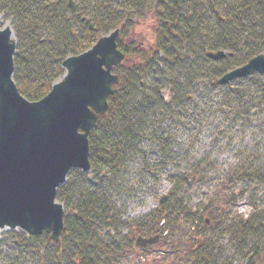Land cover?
I'll return each mask as SVG.
<instances>
[{
  "label": "trees",
  "instance_id": "1",
  "mask_svg": "<svg viewBox=\"0 0 264 264\" xmlns=\"http://www.w3.org/2000/svg\"><path fill=\"white\" fill-rule=\"evenodd\" d=\"M78 1L76 12L70 9L69 0L0 2V15L10 21L17 42L14 81L31 102L46 97L53 84L63 78L62 64L68 57L81 55L117 29L118 48L126 56L113 71L120 78L116 94L110 97L107 113L89 136L91 171L72 170L67 183L57 191L56 201L65 208L60 240L53 241L47 233L34 237L10 233L0 242V260L7 264H27L25 260L29 264H118L127 251L136 249L138 237L162 235V239L173 240L180 233L178 222L182 218L197 231L191 250H186V264H220L223 259L219 254L223 252L203 235L204 216L184 207L183 200L176 199L169 205L166 201L144 219L132 222L131 239L124 241L119 235L128 223L120 219L109 193L118 196L125 192L127 185L121 175L132 162L139 160L146 165V142L169 155L171 125L179 118L187 121L192 117L188 109L174 108L178 102H189L188 95L197 90L195 83L207 80L221 85L226 73L264 54V0H164L154 8L146 0ZM150 12L156 18V41L144 55L142 49L130 48L124 37L137 18ZM83 18L92 20L93 30ZM219 51L231 54L235 63L208 58L209 53ZM136 54L143 56L139 64L131 61ZM236 56L242 58L240 64ZM206 67L214 70L204 75ZM260 78L255 74L246 80L259 86ZM151 82L156 86L149 85ZM164 87L172 88L176 95L169 106L160 97ZM242 98L238 92V104ZM147 173L154 178L152 169ZM217 217L212 221L217 223L218 232L222 229V235L233 237L238 247L243 246L239 247L240 255L249 250L242 241L254 235L258 216L236 224L222 217L229 225ZM259 218L263 219L264 213ZM162 222H166L167 230L159 228ZM106 230L117 235L103 236ZM165 231L168 237L163 236ZM5 248L9 258L2 253ZM176 251L179 258L185 256L181 250Z\"/></svg>",
  "mask_w": 264,
  "mask_h": 264
},
{
  "label": "rangeland",
  "instance_id": "2",
  "mask_svg": "<svg viewBox=\"0 0 264 264\" xmlns=\"http://www.w3.org/2000/svg\"><path fill=\"white\" fill-rule=\"evenodd\" d=\"M146 1L150 8H154L164 0ZM75 4L78 8L79 1L76 0ZM135 22L133 29L125 33V42L130 48L142 49L146 55L156 41V18L150 12ZM0 24L12 28L3 15H0ZM225 53L222 63H235L232 55ZM142 58L136 54L131 61L139 64ZM237 59L238 64L243 61L239 56L235 57ZM206 68L204 75L214 70ZM259 81V86L246 79L234 81L226 87L210 84L207 80L195 83L197 90L188 95L189 102L176 104L174 110L186 108L192 117L187 121L179 118L171 125L169 155L161 154L154 150L155 144L146 142V165L139 160L132 162L121 175L127 185L125 192H119L118 196L109 193L120 211V219L128 223L122 227L120 240H130L131 223L158 210L164 204L160 203L161 197L167 195L165 205L181 199L183 206L192 213L204 216L203 235L216 243L213 244L215 249L223 252L219 254L223 259L220 264H264V232L261 228L264 227V218H259L264 213V75ZM149 85L156 86L152 82ZM164 89L167 88L161 90ZM238 92L243 96L241 104H238ZM148 169H152L154 178L148 175ZM255 215L258 217L253 227L254 235L242 241L249 250H240L241 255L238 250L243 246L238 247V240L222 235V229L218 232L217 223L212 221V217L218 216V220L227 217L230 223L246 222ZM210 217V224L204 226ZM222 221L228 224L225 219ZM178 224L180 233L175 234L173 240L162 239L161 235L155 245L144 249L136 246V249L124 253L118 264H186V250H191L197 231H193L191 223L182 218ZM161 227L167 230L166 222H162ZM10 233L20 234L22 231L0 230V242L6 241ZM168 233L165 231L163 236L168 237ZM116 235L114 231L103 232L107 237ZM176 249L185 256L179 258ZM7 250L5 248L2 253L9 258ZM7 262L0 260V264Z\"/></svg>",
  "mask_w": 264,
  "mask_h": 264
},
{
  "label": "water",
  "instance_id": "3",
  "mask_svg": "<svg viewBox=\"0 0 264 264\" xmlns=\"http://www.w3.org/2000/svg\"><path fill=\"white\" fill-rule=\"evenodd\" d=\"M69 4L76 11L74 0ZM83 21L94 29L91 20ZM119 33L102 36L91 49L68 57L62 64L63 79L46 97L31 102L13 78L17 51L13 29L0 28V230L20 229L30 236L47 233L53 241L60 240L65 211L56 201L57 191L72 170H91L89 136L116 94L120 79L113 70L125 59L118 49ZM208 55L221 60L226 53ZM254 74L264 75V54L226 73L220 83ZM172 90L160 91L167 106L175 97ZM166 200L164 196L160 202ZM159 241L160 236L138 237L136 246L145 248Z\"/></svg>",
  "mask_w": 264,
  "mask_h": 264
},
{
  "label": "snow or ice",
  "instance_id": "4",
  "mask_svg": "<svg viewBox=\"0 0 264 264\" xmlns=\"http://www.w3.org/2000/svg\"><path fill=\"white\" fill-rule=\"evenodd\" d=\"M0 40H2V38H0Z\"/></svg>",
  "mask_w": 264,
  "mask_h": 264
}]
</instances>
